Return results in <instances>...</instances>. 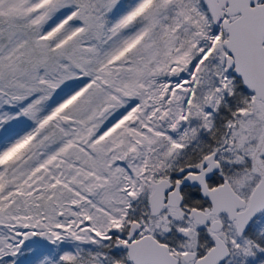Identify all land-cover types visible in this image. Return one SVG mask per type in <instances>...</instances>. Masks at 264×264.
Listing matches in <instances>:
<instances>
[{"label":"snow or ice","instance_id":"obj_1","mask_svg":"<svg viewBox=\"0 0 264 264\" xmlns=\"http://www.w3.org/2000/svg\"><path fill=\"white\" fill-rule=\"evenodd\" d=\"M0 264H264V0H0Z\"/></svg>","mask_w":264,"mask_h":264}]
</instances>
